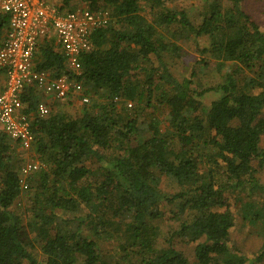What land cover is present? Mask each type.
<instances>
[{
    "label": "trees",
    "instance_id": "trees-1",
    "mask_svg": "<svg viewBox=\"0 0 264 264\" xmlns=\"http://www.w3.org/2000/svg\"><path fill=\"white\" fill-rule=\"evenodd\" d=\"M77 1L111 11L80 56V74L48 41L37 66L68 73L91 102L76 115L60 104L40 116L42 92L26 86L31 157L41 165L25 183L20 142L0 130V264H247L231 244L229 193L264 192L256 166L264 168V30L243 0H203L193 10L168 6L173 0ZM8 18L0 14V43ZM165 28L193 41L204 65L215 61L216 85L174 75L166 56L182 45L165 40ZM208 91L219 95L207 107ZM252 205L242 214L259 220ZM163 207L176 222L165 231ZM263 258L264 242L254 260Z\"/></svg>",
    "mask_w": 264,
    "mask_h": 264
},
{
    "label": "built area",
    "instance_id": "built-area-1",
    "mask_svg": "<svg viewBox=\"0 0 264 264\" xmlns=\"http://www.w3.org/2000/svg\"><path fill=\"white\" fill-rule=\"evenodd\" d=\"M4 13L9 16V25L0 43V69H4L6 77L0 91V125L23 149L30 151L35 135L21 98L26 86L34 83L39 91L60 99L68 97L74 88L68 73L55 76L51 70L38 68L35 59L41 42L55 33L67 65L80 74V56L91 49L94 30L110 23L111 11H95L87 6L64 11L49 0H0V14ZM84 100L88 98L84 96ZM50 111L45 101L38 104L40 116ZM40 165L38 160H26L21 181L25 183L26 177Z\"/></svg>",
    "mask_w": 264,
    "mask_h": 264
},
{
    "label": "rangeland",
    "instance_id": "rangeland-1",
    "mask_svg": "<svg viewBox=\"0 0 264 264\" xmlns=\"http://www.w3.org/2000/svg\"><path fill=\"white\" fill-rule=\"evenodd\" d=\"M49 1L57 6H61V4L63 3L62 0ZM202 1L203 0H173L172 3H167V5L177 8H186V10H193L196 7L199 8L202 4ZM243 4L245 10L256 18V20L260 24V27L264 30V0H243ZM82 5L83 3L74 0L72 1L71 6L65 7L63 8V10L66 11L73 6L79 7ZM194 12L195 11H192V13ZM162 32L166 35L165 40H173L182 45V50L178 55L166 56V62L171 67V70L176 77H178L180 80L185 77H191L195 81V86L201 84V89H205L206 87H210L212 85L217 84L218 80L221 77V74L216 71V68H214L215 61L212 60L211 62H209L208 66L204 65V63L201 62L203 54H201L200 51L196 50L195 47H197V45L193 41H191L190 44L182 43V40H177L176 38H174V36L171 35L170 30L165 28L162 29ZM153 60L154 64L157 65L158 62L155 61L156 59L154 58V56ZM194 71L197 74L196 76L192 75V72ZM73 83L74 88L68 97L62 99L51 97L50 99H46V96L44 95V93H42V101L48 103L50 109L56 110L61 104L64 109L69 110L71 113L75 115L79 114V112L83 109V105L90 103L91 99L89 95L87 96L84 94L85 88L82 84L77 83L74 80ZM218 95L219 93L216 91H208L203 96L204 104L208 107L210 101ZM84 96L88 98V101L84 100ZM163 113L164 111L162 109L156 110V114L159 115V117H161ZM144 117L147 120H145L144 118H142V120L149 121L150 114L144 115ZM0 130H3L1 125ZM147 134L148 133H144L143 135ZM261 145L264 148V135L262 136ZM18 151L20 153L21 158L25 157L26 160L32 159V153L30 151L23 149L21 146L18 147ZM256 166L259 170V173L257 175L260 177L262 182H264V168H259L258 163H256ZM229 196L231 209L237 216V222L231 229V244L241 248L246 253V255L249 257V262H247V264H264V258L262 259V261L258 262L254 260L255 255L259 253L264 242V192L257 191L253 195L248 196L246 192L234 191L229 193ZM250 204H253L251 207L252 210L255 209V212H261L262 217H260L259 220H251V218H244L242 213H244L246 209H250ZM252 210L250 211L252 212ZM165 211V214L167 215L165 216V220L157 221L163 231H165L170 225L176 223L175 221L168 219L171 218L170 214L172 213L170 208L167 207ZM163 239L164 237L160 236L161 242L163 241ZM108 247V244H103L104 251L108 250ZM184 247L187 256L193 263V246L184 245Z\"/></svg>",
    "mask_w": 264,
    "mask_h": 264
},
{
    "label": "crops",
    "instance_id": "crops-1",
    "mask_svg": "<svg viewBox=\"0 0 264 264\" xmlns=\"http://www.w3.org/2000/svg\"><path fill=\"white\" fill-rule=\"evenodd\" d=\"M75 1H76V0H75ZM71 4H72V2L70 3V6H71ZM61 5H63V4H61ZM5 32H6V31H5ZM44 41H48L47 43H50V44L52 43L53 46H54V49H55V50H57V51L63 53L62 47H61L60 42H59V40H58V38H57V36H56L55 33H51L50 36H49L48 38H46V39H44V40L42 41L41 45H42L43 43H45ZM41 45H40V46H41ZM39 50H40V47H39ZM39 50H38V53L40 52ZM38 53L36 54V59H35V60H36V63L39 61V55H38ZM5 79H6V77H5V73L2 72V73L0 74V91L4 88ZM41 92L44 93V95L46 96V97H45L46 99H50L51 97L54 98L52 95H49V94H47V93H45V92H43V91H41Z\"/></svg>",
    "mask_w": 264,
    "mask_h": 264
}]
</instances>
